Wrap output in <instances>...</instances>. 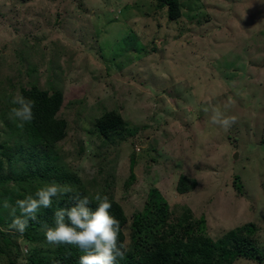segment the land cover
I'll return each mask as SVG.
<instances>
[{"label":"rangeland","instance_id":"374dc122","mask_svg":"<svg viewBox=\"0 0 264 264\" xmlns=\"http://www.w3.org/2000/svg\"><path fill=\"white\" fill-rule=\"evenodd\" d=\"M179 2L172 21L166 0H0V174L19 179L26 165L8 155L24 142L9 96L58 90L68 134L50 153L89 193L122 205L127 248L155 190L170 224L203 220L218 240L252 223L264 250V0ZM214 107L236 117L227 131L211 124ZM110 111L125 130L105 139L97 120ZM182 176L197 182L185 194ZM17 186L0 187V237L16 244L10 253L0 238V264H33V253L53 248L10 229L25 199Z\"/></svg>","mask_w":264,"mask_h":264},{"label":"trees","instance_id":"16d2710c","mask_svg":"<svg viewBox=\"0 0 264 264\" xmlns=\"http://www.w3.org/2000/svg\"><path fill=\"white\" fill-rule=\"evenodd\" d=\"M169 19L174 21L181 17L179 0H166ZM20 94L35 101L33 108L34 119L25 124L23 129L17 126L18 121L13 123L20 132L23 144L15 145L9 149L8 155L12 160L19 156L26 165L19 179L9 175L0 174V187L4 188L7 182H16L18 191L26 198L51 182L61 185H69L73 192L53 198L51 208L38 212L36 220L29 221V227L25 230V236L33 241L45 244V231L48 227H54L53 214L59 209H66L74 205L73 195L78 194L81 198L87 196L91 201L89 207L94 211L98 207L94 197L97 193L106 195L112 203L110 215L120 222L121 234L119 242L125 245L123 258L117 257L115 264H237L240 258L264 263V250L256 242L257 229L254 224H245L231 231L218 240L203 234V220L175 224L169 223V206L167 201L155 190L151 194L155 196L145 208L144 213L133 217L131 224V243L126 247L124 227L129 223L122 205L113 196L106 192L89 193L82 187L81 181L59 166L53 156L58 145L67 137L68 123L59 117L64 103V95L61 91L42 90L36 85L29 88H21ZM9 96L7 112L14 107ZM97 129L105 139H111L125 130V122L121 114L115 111L106 112L97 120ZM15 156V157H14ZM11 159L9 163L11 165ZM17 160V158H15ZM135 160L131 162V178L134 179L133 168ZM197 186L195 180H188L182 176L177 185L180 194L190 192ZM240 192L241 185L236 186ZM67 222V221H66ZM35 233V236L32 233ZM37 232V233H36ZM31 234V236H30ZM7 243L8 251L12 245L8 237L1 236ZM34 238V239H33ZM39 245V244H38ZM264 247V241H263ZM40 246V245H39ZM43 247V246H42ZM2 254H6L5 248H0ZM40 248L38 254L30 258L33 264H79L80 257L86 253L73 245H53L51 250ZM9 264L15 261L8 259Z\"/></svg>","mask_w":264,"mask_h":264},{"label":"clouds","instance_id":"9594fccd","mask_svg":"<svg viewBox=\"0 0 264 264\" xmlns=\"http://www.w3.org/2000/svg\"><path fill=\"white\" fill-rule=\"evenodd\" d=\"M11 103L14 107L10 109L9 118L18 121L17 126L23 129L25 124L34 119L35 101L17 93ZM230 104L231 101L225 107ZM235 122V116L225 115L219 107L212 109L211 124L227 131ZM83 168L85 171L89 170L87 165H83ZM72 192L71 186L53 181L39 189L35 197L29 195L25 199L17 200L20 216L14 217L10 229L23 235L29 227V221L37 219V212L41 208H51L53 198ZM72 199L75 201L73 206L59 209L53 214L55 226L48 227L45 231L47 244L73 245L80 248L86 254L80 257L79 264H115L117 257L123 258L125 245L119 242L122 229L119 220L110 215L112 203L109 198L97 193L94 199L99 203L94 211L89 207L91 201L87 196L81 198L75 194ZM3 207H9L7 201Z\"/></svg>","mask_w":264,"mask_h":264}]
</instances>
